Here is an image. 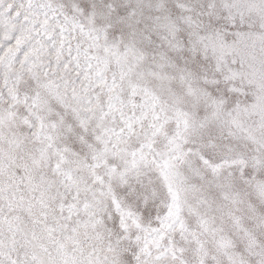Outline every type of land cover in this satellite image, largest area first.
I'll return each mask as SVG.
<instances>
[{"label": "snow or ice", "instance_id": "obj_1", "mask_svg": "<svg viewBox=\"0 0 264 264\" xmlns=\"http://www.w3.org/2000/svg\"><path fill=\"white\" fill-rule=\"evenodd\" d=\"M0 264H264V0H0Z\"/></svg>", "mask_w": 264, "mask_h": 264}]
</instances>
